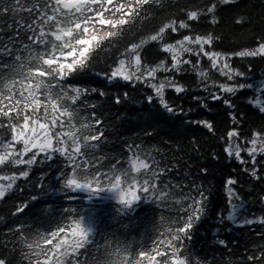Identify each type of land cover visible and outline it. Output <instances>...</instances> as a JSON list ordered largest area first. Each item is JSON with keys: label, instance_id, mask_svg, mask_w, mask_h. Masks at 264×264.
Listing matches in <instances>:
<instances>
[{"label": "snow or ice", "instance_id": "6c2138e0", "mask_svg": "<svg viewBox=\"0 0 264 264\" xmlns=\"http://www.w3.org/2000/svg\"><path fill=\"white\" fill-rule=\"evenodd\" d=\"M253 226L264 0H0V264H264Z\"/></svg>", "mask_w": 264, "mask_h": 264}, {"label": "trees", "instance_id": "16d2710c", "mask_svg": "<svg viewBox=\"0 0 264 264\" xmlns=\"http://www.w3.org/2000/svg\"><path fill=\"white\" fill-rule=\"evenodd\" d=\"M261 71V69H257V80L259 79V72ZM251 82V81H249ZM251 91L252 90H248V95H251ZM196 94H201V93H196ZM244 97H241L240 98V101L238 102H243L244 101ZM186 106H192V107H195V104H189V105H186ZM136 106H134L135 108ZM210 107L212 108V111L213 112H218V119H224V113L222 111V109H218L216 107H212L210 105ZM129 116H130V123H128L127 125L123 126V127H120L117 129V134L121 137V138H125V137H128V136H131V135H135L138 131H139V128H138V121L136 120V114H135V111H131L129 113ZM112 139L115 141V137H112ZM152 143H155V142H152ZM207 147V146H206ZM204 151V150H202ZM192 165H193V171H195V165L199 164L201 167L205 166V165H208V166H211L209 164V162L207 161L206 157L201 155L199 156V159H193L191 162H190ZM232 167H235V165H232ZM185 171H187V169H185ZM221 171V168H220V165H215V175H210L208 177L209 180H212L213 182H215V179H216V176L219 175ZM106 204H115V201H106L105 202ZM87 204L88 202L85 200L83 202V206L84 207H87ZM258 208H259V205H254V206H251L250 208V211L252 213H255L256 216H260L261 213L258 211ZM158 215V214H157ZM251 218V216L249 217ZM21 221H25V222H30L27 220V217H21L20 218ZM124 223H128L127 221H125ZM231 227V225H229ZM207 227L209 229L211 228H214L215 227V222L214 221H209ZM7 231V228H4V227H0V233H3V232H6ZM109 232L112 231L111 228L108 229ZM261 231L260 228H256L255 226H253L252 228H245L243 231H231V232H225L222 234L221 238H225V239H230L232 241V244H235V245H238V249L237 251L238 252H244L246 250V248H250L252 247L254 244H258V243H264V242H261L259 240L256 239V237L258 236L259 232ZM202 232H203V229H202ZM143 234V228L140 229L139 233L136 232V231H127L126 233V238L128 240H132L133 237H135L137 240H139L141 238ZM117 235L118 236H121L122 238L125 236V231L123 229H121L120 231L117 232ZM12 239L11 237H8V236H3V235H0V240H10ZM197 239L200 241V244L197 245V247H203L204 251L202 253H198L200 255H207V257L209 259L212 258L213 255H216L217 257H219L220 253L219 251L214 248V247H209V245L207 243L204 242V237L203 235H198ZM211 239V237H210ZM150 243V241H149ZM12 245H9V247H11ZM231 250V246L229 249H226L225 250V258H228L227 257V252ZM233 259H236L238 257H232Z\"/></svg>", "mask_w": 264, "mask_h": 264}]
</instances>
